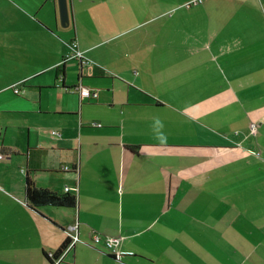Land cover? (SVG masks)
Segmentation results:
<instances>
[{"label": "crops", "instance_id": "crops-1", "mask_svg": "<svg viewBox=\"0 0 264 264\" xmlns=\"http://www.w3.org/2000/svg\"><path fill=\"white\" fill-rule=\"evenodd\" d=\"M67 2L0 0V264H264V0Z\"/></svg>", "mask_w": 264, "mask_h": 264}, {"label": "built area", "instance_id": "built-area-1", "mask_svg": "<svg viewBox=\"0 0 264 264\" xmlns=\"http://www.w3.org/2000/svg\"><path fill=\"white\" fill-rule=\"evenodd\" d=\"M65 60H77V61L80 62V64H84L86 62V57L84 55V52L80 49V46H79V43H78L77 40H73L70 43V51L65 56ZM76 90H79V92L81 94V97H83V98H86V97L87 98H94V99L98 98V93L96 91H91L88 88H85V87H82V86H78L76 88ZM255 128H256L255 126L252 127V131L253 132L255 131ZM57 133L58 132L53 131V134H57ZM4 158H5V156L2 153H0V160L4 159ZM64 169L65 170H69L70 166H65ZM66 190L68 191V188H66ZM77 229H78L77 225L70 226V228H69V231H70V234H71V238H72V240H71L72 242L78 240V236L76 235ZM93 239H94V241L96 243H100L101 241H104V245L108 249H110V251L113 252V256H114V258L116 260L120 261V260H122L124 255L129 254L127 252H122L120 250V243H121V239L120 238H117V237H106L105 239H103L99 234L95 233L93 235ZM70 243H69V245H70ZM67 248L68 247H66L63 252H65V250ZM48 258L51 259L55 264H57L60 261L59 258H57V257L55 258L54 257V254L48 255Z\"/></svg>", "mask_w": 264, "mask_h": 264}, {"label": "trees", "instance_id": "trees-1", "mask_svg": "<svg viewBox=\"0 0 264 264\" xmlns=\"http://www.w3.org/2000/svg\"><path fill=\"white\" fill-rule=\"evenodd\" d=\"M25 196L29 206L37 208L43 205H51L54 207L74 208L77 206V198L71 194H57L47 189H38L35 187L30 178H27L25 184ZM70 239H67L60 249L54 254L56 258L66 247H68ZM49 259V258H48ZM52 261L51 259H49Z\"/></svg>", "mask_w": 264, "mask_h": 264}, {"label": "water", "instance_id": "water-1", "mask_svg": "<svg viewBox=\"0 0 264 264\" xmlns=\"http://www.w3.org/2000/svg\"><path fill=\"white\" fill-rule=\"evenodd\" d=\"M60 21L63 27H67L70 22L67 0H58Z\"/></svg>", "mask_w": 264, "mask_h": 264}, {"label": "rangeland", "instance_id": "rangeland-1", "mask_svg": "<svg viewBox=\"0 0 264 264\" xmlns=\"http://www.w3.org/2000/svg\"><path fill=\"white\" fill-rule=\"evenodd\" d=\"M107 248V247H106ZM108 249V248H107ZM108 250H110V249H108Z\"/></svg>", "mask_w": 264, "mask_h": 264}]
</instances>
